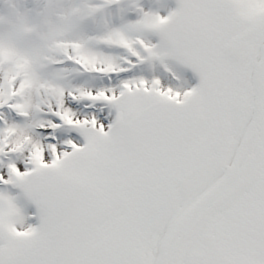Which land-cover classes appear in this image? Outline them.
<instances>
[{"label": "snow or ice", "instance_id": "1", "mask_svg": "<svg viewBox=\"0 0 264 264\" xmlns=\"http://www.w3.org/2000/svg\"><path fill=\"white\" fill-rule=\"evenodd\" d=\"M0 264H264V0H0Z\"/></svg>", "mask_w": 264, "mask_h": 264}]
</instances>
